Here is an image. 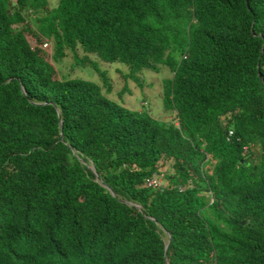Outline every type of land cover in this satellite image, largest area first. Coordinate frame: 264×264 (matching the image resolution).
Instances as JSON below:
<instances>
[{
  "label": "trees",
  "instance_id": "obj_1",
  "mask_svg": "<svg viewBox=\"0 0 264 264\" xmlns=\"http://www.w3.org/2000/svg\"><path fill=\"white\" fill-rule=\"evenodd\" d=\"M90 56L168 69L175 120L108 98ZM161 161L170 187L145 188ZM166 261L264 264V0H0V264Z\"/></svg>",
  "mask_w": 264,
  "mask_h": 264
},
{
  "label": "rangeland",
  "instance_id": "obj_2",
  "mask_svg": "<svg viewBox=\"0 0 264 264\" xmlns=\"http://www.w3.org/2000/svg\"><path fill=\"white\" fill-rule=\"evenodd\" d=\"M50 8L57 3V0H48ZM27 41L32 48L41 47L34 36L25 34ZM48 63L56 67V77L60 78H79L87 81L97 82L100 85L101 80L95 70L91 68H83L76 66L72 55L69 51H65V56L60 62L52 60L51 51L43 53ZM80 56H82L80 54ZM91 59L97 62L101 71L106 73V76L111 85V91L107 97L111 100L121 103L124 107L131 111L148 112L153 118L158 120H175V116L162 108L161 99V83L164 79L171 76L168 69L160 68L157 72L143 70L137 75L138 80L135 81L129 77L127 66L121 63H104L90 56ZM105 89V88H104ZM159 170L165 174H171L169 162L161 161Z\"/></svg>",
  "mask_w": 264,
  "mask_h": 264
},
{
  "label": "clouds",
  "instance_id": "obj_3",
  "mask_svg": "<svg viewBox=\"0 0 264 264\" xmlns=\"http://www.w3.org/2000/svg\"><path fill=\"white\" fill-rule=\"evenodd\" d=\"M47 3H48V7L50 8V6H49V1L47 0ZM57 4V3H56ZM55 4V5H56ZM55 5L53 6V8L55 7ZM50 9H52V8H50ZM21 26L22 25H17L16 27H18V28H21ZM26 37V36H25ZM29 43V42H28ZM30 45V44H29ZM32 48V47H31ZM36 48V47H35ZM39 48V47H38ZM32 49H34V48H32ZM40 49L41 50H43V53L45 52H47V54H49V52L51 51V55H52V43L49 41V40H47V39H42L41 40V47H40ZM52 57V56H51ZM53 60V59H52ZM47 61V60H46ZM48 62V61H47ZM60 62V61H59ZM50 64V63H49ZM50 65H52V64H50ZM53 66V65H52ZM54 68H55V70H56V67L55 66H53ZM57 71V70H56ZM57 78V77H56ZM119 103V102H118ZM119 104H121V103H119ZM123 106V105H122ZM124 107V106H123ZM126 108V107H125ZM129 110V109H128ZM148 113V112H147ZM169 113V112H168ZM232 115V113L231 112H228V113H226V114H223L222 116H220V121L221 122H225L227 119H229L230 118V116ZM151 116V115H150ZM155 119V118H154ZM233 131L232 130H228L227 132H226V135H225V140L227 141V142H229L231 139H232V137H233ZM246 150H247V147H245L244 148V152H246ZM248 154V153H247ZM207 159H209V156H207L206 157ZM90 169H91V171L95 174V170H94V167H93V165L91 164L90 166ZM95 177H96V175H95ZM167 177H168V174H165V172H162V171H160L159 169L156 171V173H153L150 177H148V178H146L145 180H144V187L145 188H147V189H150V190H157V191H162V190H164V189H167V188H169L170 186H169V180L167 179ZM96 180L98 181V182H100V179L98 178V177H96ZM105 188L109 191V192H111L110 191V189L107 187V186H105ZM180 190H184L185 188H179ZM111 194L113 195V193L111 192ZM128 205H133V206H136L137 208H138V206L137 205H135V204H128ZM167 234V233H166ZM169 242H170V236L168 235V241L165 243V248H164V254H166V251H167V247H168V245H169ZM165 264H168V262L166 261L165 262Z\"/></svg>",
  "mask_w": 264,
  "mask_h": 264
}]
</instances>
